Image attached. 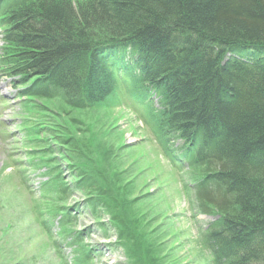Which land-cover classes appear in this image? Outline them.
<instances>
[{
  "label": "trees",
  "instance_id": "1",
  "mask_svg": "<svg viewBox=\"0 0 264 264\" xmlns=\"http://www.w3.org/2000/svg\"><path fill=\"white\" fill-rule=\"evenodd\" d=\"M0 34V72L18 97L30 109L62 101L45 133L76 190L112 200L94 179L119 182L112 147L72 112L97 110L123 77L157 97L160 145L191 169L196 207L214 217L202 233L212 263L264 264V0H0Z\"/></svg>",
  "mask_w": 264,
  "mask_h": 264
},
{
  "label": "rangeland",
  "instance_id": "2",
  "mask_svg": "<svg viewBox=\"0 0 264 264\" xmlns=\"http://www.w3.org/2000/svg\"><path fill=\"white\" fill-rule=\"evenodd\" d=\"M11 81L0 72V264H213L202 233L214 217L196 207L191 169L171 164L160 145L153 93L122 77L97 110L72 112L82 130L90 125L97 141L112 147L109 164L119 182L104 171L94 178L109 187L112 200L104 205L75 189L62 148L46 139L51 116H64L59 96L39 109L34 99L30 109ZM79 132L80 147L90 152ZM116 225L125 229L122 240Z\"/></svg>",
  "mask_w": 264,
  "mask_h": 264
}]
</instances>
